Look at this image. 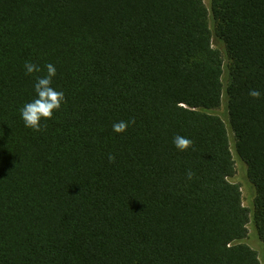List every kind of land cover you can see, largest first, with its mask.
I'll list each match as a JSON object with an SVG mask.
<instances>
[{
    "label": "trees",
    "instance_id": "16d2710c",
    "mask_svg": "<svg viewBox=\"0 0 264 264\" xmlns=\"http://www.w3.org/2000/svg\"><path fill=\"white\" fill-rule=\"evenodd\" d=\"M250 221L264 253V0H0V264H260Z\"/></svg>",
    "mask_w": 264,
    "mask_h": 264
},
{
    "label": "clouds",
    "instance_id": "9594fccd",
    "mask_svg": "<svg viewBox=\"0 0 264 264\" xmlns=\"http://www.w3.org/2000/svg\"><path fill=\"white\" fill-rule=\"evenodd\" d=\"M46 74L37 76L33 84V91L35 97L26 102L20 109V118L26 128L33 131H40L43 122L53 118L54 112L58 111L65 102V94L62 90H58L52 86L53 78L56 75V68L53 64L45 65ZM24 69L26 74L40 72V67L31 62H25ZM249 95L252 97H260L261 93L257 90H251ZM128 123L125 121H118L112 125L113 131L121 133L126 130ZM173 145L180 151L188 149L193 141L181 135H176L172 140ZM109 159L113 157L109 156ZM190 175V174H189Z\"/></svg>",
    "mask_w": 264,
    "mask_h": 264
},
{
    "label": "rangeland",
    "instance_id": "374dc122",
    "mask_svg": "<svg viewBox=\"0 0 264 264\" xmlns=\"http://www.w3.org/2000/svg\"><path fill=\"white\" fill-rule=\"evenodd\" d=\"M208 1L209 0H205L206 3H208ZM213 44L215 47L217 48L219 47L222 50L221 48L222 45L219 44L215 39H213ZM220 111L222 113L224 112L223 107L220 109ZM228 125H229V122H228ZM234 164H235V172L229 179L232 182H235L240 186L243 205L246 208L251 209L253 205L254 189L246 177V166L239 159H235ZM247 229H248V233H247V236L243 239V242H245L246 244H249L254 249H256L255 251L258 252V256L260 258V264H264V253L262 252L263 247L260 241L258 240V237L255 233L254 226L251 221L248 222Z\"/></svg>",
    "mask_w": 264,
    "mask_h": 264
}]
</instances>
